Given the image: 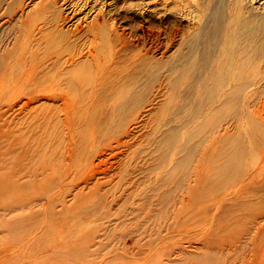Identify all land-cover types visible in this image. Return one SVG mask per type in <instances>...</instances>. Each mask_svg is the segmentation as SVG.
I'll return each mask as SVG.
<instances>
[{
	"label": "rangeland",
	"instance_id": "obj_1",
	"mask_svg": "<svg viewBox=\"0 0 264 264\" xmlns=\"http://www.w3.org/2000/svg\"><path fill=\"white\" fill-rule=\"evenodd\" d=\"M25 1L37 17L44 13L40 20L47 17L49 21L48 17L59 11L83 26L74 40L76 47L88 42V26L95 17L124 24L132 11L151 16L168 14L171 20L195 33L205 16L196 19L197 0ZM234 1L209 0L206 8L225 24L231 18ZM240 1L238 5L233 3L237 8L244 6L235 11L241 12L240 19L243 17L242 21L236 17L238 24L248 19L250 24L253 17L264 28V0ZM256 23H251L249 30L256 39L251 41L260 46L264 31ZM45 35L50 36L48 28ZM70 40L72 37L65 44L71 47ZM240 42L247 40L242 38ZM256 44L253 48L259 51ZM184 51L175 45L166 56L157 55L153 63L156 71H166ZM186 86L183 82L172 98L164 95L165 89L159 92L156 101L171 100L170 105L149 106L144 104V98L127 108L100 104L90 85L78 84L66 90L64 102L51 100L58 95L53 91L48 101L40 98L28 107L24 104L28 97L17 91L0 93V264H264V216L256 217L258 207L264 205V189L255 190V184H250L245 193L235 197L228 193L231 183L222 185L220 191L203 189L206 182L216 180L215 168L231 147L241 141L248 146V118L236 121L230 117L231 111L217 113L216 118L223 113L224 119L216 121L218 126L204 159L200 162L195 153L188 163L191 169L183 173L182 188L172 181L157 192L154 189L163 184L168 164L185 153L181 145L193 141L187 133L194 134L196 125L204 122L211 110L198 104L196 107ZM69 93L72 101L68 103ZM250 111L262 129L256 151L263 152L264 121L257 113L263 115L264 109ZM106 146L109 154H105ZM169 147L173 152L160 166L159 156ZM111 151L115 152L112 156ZM33 169H37L35 175L31 173ZM250 172L246 169L239 178ZM174 178L180 182V174ZM33 179L39 184L31 183ZM16 182L22 185L17 187ZM41 184L45 188L39 192ZM167 191V196H162ZM32 193L36 195L30 198ZM232 229L236 232L230 240L227 235Z\"/></svg>",
	"mask_w": 264,
	"mask_h": 264
},
{
	"label": "bare ground",
	"instance_id": "obj_2",
	"mask_svg": "<svg viewBox=\"0 0 264 264\" xmlns=\"http://www.w3.org/2000/svg\"><path fill=\"white\" fill-rule=\"evenodd\" d=\"M208 1L197 0V3H195L197 7L194 11L196 19L198 20L205 15L195 33L189 32V29L187 30L186 27L171 20L168 14L151 16L144 12L138 14L132 11L131 15L125 18L124 24H118L115 20L106 18L107 22L104 17H95L93 24L88 26L91 29V37H89L88 42L84 46L76 47L73 46L74 40L80 36L83 26L70 20L69 14L57 11V14L53 12L52 16L48 17L49 21H47V17L40 20L39 17L43 16L44 13H38L40 16L37 17L31 8H27L28 2L25 0H0V93L17 91V94L28 97L24 103L28 107L40 98L48 101L49 94L53 91H57L58 95L51 97V100L59 99L64 102L68 95L66 90L76 88L78 84L82 86L90 85L100 104L127 108L139 103L144 98V104L156 105L158 103L156 98L159 92L163 91L162 89H165L164 95H170L171 98L175 97L177 89L182 86L183 82H186L188 94L196 100L193 101L194 105L197 107L196 104H198L200 108L207 107L211 110L209 113L207 112L209 115L206 113L208 116L204 119L205 121L196 125L197 129H195L194 134L192 133L193 137L190 135L191 133H187L191 137H188V139L190 138L193 141L190 144L188 141L185 144L182 143L184 145H181V148L185 153L168 164L167 169L165 168V175L162 176L163 184L154 188L155 191L157 192L158 188L160 189V187L172 183V181L176 182L174 184L177 185L176 187L182 186L181 184L184 181L182 177L191 169L188 167V163L196 154L200 162L204 159L206 147L212 141V134L215 127L218 126L216 121L218 119L222 120L221 117L224 115L225 110L228 114L230 111L232 112L230 117L233 120L248 118L247 136L250 139L248 146L241 141L237 142L234 147H229L227 156L215 168L216 180L206 182L203 189L204 191L208 189L220 191L222 185L231 183L228 193L232 194L233 197L245 193L250 184H255L253 187L255 190L264 189V147L263 152L256 151L259 147L257 143L262 129L252 115V111H250L264 109V47L261 46L264 42L260 44V47L259 42L257 45V42L253 41L259 46V48L257 47L259 51L253 48L255 44H252L251 40L255 38H253V34H250L252 30L249 29L253 27L251 23H256V19L254 18V20L252 15L250 17L255 22L251 21L249 24L250 20L248 19L243 24L241 23V26L238 24L240 21L237 18L240 17L241 12L237 13L235 11L241 5L238 8L233 6V3L238 0L232 3L231 7L234 11L230 12L229 17L231 18H228L229 20L227 19L225 24L215 18L216 14L213 17V10H207ZM229 4L226 6L229 7ZM240 4H242L241 1ZM235 5H238V2ZM226 6L225 8H227ZM242 7L244 8V6ZM225 12L227 14L228 11L225 10ZM220 17L222 20L223 16L220 15ZM224 18L226 20V17ZM241 19L243 20V17ZM46 23H48L47 26ZM256 24L255 26L258 27L259 24ZM47 28L50 31V36L45 35ZM258 28L264 31L262 26ZM258 28L256 30H259ZM259 31L261 32V30ZM260 35L258 34V39ZM70 37H72V40H70L71 47L65 44ZM242 38L247 42H240ZM175 45L183 47L186 51H184L185 54L181 59L179 58L169 64L166 71L164 69L162 72H157L153 64L158 59L156 56H166V52ZM68 100V103L72 101L70 93ZM169 103H172L171 100L167 103L165 101L160 102L158 105H170ZM192 109H195V107H192ZM213 111L214 113H212ZM220 111L223 112H221L222 116L216 118V114ZM193 112L191 113L193 114ZM196 112L199 114V111ZM196 112L193 115H196ZM193 115L191 117H195ZM257 115L264 121V114L260 115L258 112ZM191 117L190 119H193ZM208 118L210 119L208 120ZM213 119H215V123L212 121ZM188 121L191 123L190 120ZM261 135L264 136V134ZM163 138L161 139L164 140L165 138ZM230 139L227 138V140ZM227 140L226 143H228ZM122 148L124 147L122 146ZM171 149L172 147L165 149L164 152L162 151V155L159 153L161 155L158 162L160 166L165 159H169V155L173 152ZM107 152L108 149L105 154ZM113 152H110V156ZM156 157L158 159V155ZM103 161L106 162L107 160ZM120 161H122V158ZM196 167H199V164ZM118 168L121 169L120 166ZM248 168L251 170L249 175H245L240 179L239 177L243 171ZM35 170L37 169L31 171L33 175H35ZM105 170L103 169V171ZM115 173L118 174V171L116 170ZM179 174L181 177L180 182L174 178L178 177ZM246 179L249 181H246ZM36 180H31V183L37 182ZM4 183L10 185L9 182ZM37 183L39 184V182ZM11 184L13 185V182ZM14 185L19 187L22 184L16 182ZM23 185L27 184L24 182ZM42 187L38 190L39 192L45 188L44 185ZM169 188L172 189L173 186ZM169 192L171 191L169 190ZM169 192L167 191L162 196L166 197ZM35 195V193H32L30 198ZM259 215L264 216V205L258 207L256 217ZM235 232V229H232L227 238L232 240Z\"/></svg>",
	"mask_w": 264,
	"mask_h": 264
}]
</instances>
